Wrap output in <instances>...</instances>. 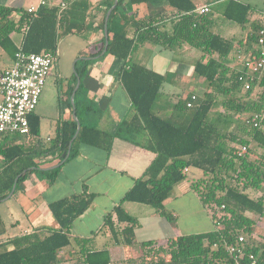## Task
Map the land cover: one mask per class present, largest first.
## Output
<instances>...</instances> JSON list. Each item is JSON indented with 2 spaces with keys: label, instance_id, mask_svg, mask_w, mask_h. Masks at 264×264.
Segmentation results:
<instances>
[{
  "label": "trees",
  "instance_id": "1",
  "mask_svg": "<svg viewBox=\"0 0 264 264\" xmlns=\"http://www.w3.org/2000/svg\"><path fill=\"white\" fill-rule=\"evenodd\" d=\"M150 1L118 0L108 23V50L101 54L105 48L104 34L102 48L91 54L99 59L109 56L123 60L117 78L131 99L135 114L121 124L116 135L144 145L155 153L144 175L136 179L113 211L105 215L104 221L112 231L113 244L131 246L137 243L135 229L139 221L126 211L123 202L151 205L174 222L177 216L165 208L164 201L178 184L188 180L191 189L208 207L214 228L176 235L164 243L157 239L143 241L140 243L142 254L138 258L129 256L114 261L108 246L95 248L92 237L71 234L72 224L95 199V193L86 190L49 203L58 227H37L0 239V264H63L67 256H71L74 264H238L237 261L250 264L251 254L258 255L257 264H264V229L259 227L262 222L264 228V73H253L246 65V61L256 62L260 55L258 42L264 19L252 17L250 3L228 0L223 16L247 31L246 38H228L214 27L212 11L199 13L194 0H168L170 6L177 9L171 30L158 23L161 17L137 19L136 12H130L131 9L123 15V24L114 22L122 3L131 7ZM61 2L66 3L65 9H61ZM61 2H49L34 12L23 7L0 5V48L12 59L19 51H51L57 59L58 38L83 28L72 17L79 1ZM106 2L107 12L115 0ZM106 12L100 24L103 30ZM131 26L133 34L129 33ZM16 33L23 34L20 43L13 38ZM146 42L173 49L189 45L201 52L194 72L205 77L207 89L190 107L187 104L191 96L178 101L176 110L179 112L192 110L185 122L163 116L154 108L166 75L134 60V54ZM92 61L82 59L76 64L77 75L81 77L75 94L80 121L85 110L95 108L84 96L82 81ZM75 81L77 83V76ZM75 84L71 86L70 94ZM247 84L250 85L248 89ZM257 88L262 90L259 95ZM61 104L60 114L63 113ZM221 106L224 111L217 113L224 117L225 123L217 124L210 116ZM69 107L73 111L71 101ZM244 114L247 115L236 130L226 124ZM255 115L262 117L263 126L246 122ZM29 121L28 134H7L0 138V157L4 160L0 168V199L10 194L17 176L15 192L35 171L50 184L54 183L62 166L78 153V143L109 149L113 138V135L81 121V131L72 143L70 156L62 165L46 169L41 167L39 159L53 156L52 160L59 158L58 163L62 162L76 133L77 123L73 117L68 120L61 117L54 137L44 141L39 137L40 115L34 111ZM8 136L11 139L8 140ZM243 146L247 149L241 153ZM186 168H198L202 176L189 178ZM240 235L245 241L241 244L243 254L237 258L228 248Z\"/></svg>",
  "mask_w": 264,
  "mask_h": 264
},
{
  "label": "crops",
  "instance_id": "2",
  "mask_svg": "<svg viewBox=\"0 0 264 264\" xmlns=\"http://www.w3.org/2000/svg\"><path fill=\"white\" fill-rule=\"evenodd\" d=\"M78 1L79 5L72 12V17L83 28L75 34L83 36L87 44L81 47L77 53L78 55H90L91 57V54L98 52L103 45L102 37L105 32L100 24L106 12L107 2L106 0ZM116 1L118 5V0ZM194 1L197 6L208 4L212 11L213 3L223 4L224 9L228 0ZM39 2L40 0H0V5L28 9ZM49 2L59 3L61 0H49ZM130 9V12H136L137 19H146L151 16L161 17V21L158 23L169 30L172 29L173 21L177 18L175 15L177 9L170 6L168 0H152L134 4L131 7L128 3H122L114 22L117 25L123 24L125 19L122 17ZM234 23L226 18L221 24L227 33L232 30L234 33L238 30ZM129 33H134L132 26ZM246 35L247 32H241L240 38H246ZM16 36L14 34L13 38L17 43H20L23 34H20L17 39ZM226 37L230 38L229 36ZM0 50L2 49L0 48ZM200 57L201 52L189 45L173 49L150 42H146L134 54L135 61L166 75L161 86V93L154 104L155 110L158 109L157 111L163 116L185 122L188 117L176 110V104L180 99L190 98L193 94L201 97V94L205 92L207 84L205 77L198 76L194 72L195 63ZM122 65L123 60L119 58L107 56L103 59H93L88 66L83 81L84 96L95 108L85 110L81 115V121L83 124L97 127L113 135L109 149L83 142L78 143L76 146L78 153L62 166L58 177L52 184L39 171L29 174L27 179L21 183L17 192L11 196L16 198L17 204L25 211L24 214L30 223L20 233L30 232L37 227H58V223L50 211L49 203L87 190L95 193V199L90 208L72 224L71 234L82 238L92 237L93 247L95 248L108 246L111 258L114 261L132 256L130 251L133 245H139L143 241L157 239L164 243L167 238L183 234L177 220L179 214H175L177 219L171 222L162 216L155 207L131 201H124L123 206L129 214L139 221V225L135 229L137 243L131 246L113 244L112 231L105 224V215L113 211L125 193L134 185L136 179L144 175L155 158V153L144 147V145L116 135L121 124L131 119L135 114L132 101L117 78ZM8 67L10 66L5 68ZM0 98L2 99L1 96ZM72 117V109L65 104L62 119L68 120ZM53 137L52 135L48 136L47 141H51ZM144 138V142H146V137L144 136ZM52 157L40 158L39 160L42 161L41 167L48 169L58 164L59 158L52 160ZM1 158V164H4V160H1ZM177 188V191H174L164 201L167 210L179 213L181 207L185 205L183 198L188 195H193L197 200H200L198 195L191 189L190 181L181 182L177 185ZM9 226L17 229L21 226V219L16 218L13 212L9 213L7 218L5 213L0 211V232L3 231L0 234L1 240L10 237L3 236L9 231ZM140 250L142 251V249ZM70 259L71 256H67L65 262Z\"/></svg>",
  "mask_w": 264,
  "mask_h": 264
},
{
  "label": "rangeland",
  "instance_id": "3",
  "mask_svg": "<svg viewBox=\"0 0 264 264\" xmlns=\"http://www.w3.org/2000/svg\"><path fill=\"white\" fill-rule=\"evenodd\" d=\"M241 1L250 3L252 5L253 18H257V17L263 18L264 0H241ZM211 15L215 21L214 27L216 28V30H218L225 36L240 38L241 32H247L246 29H242L237 23L234 24L238 27V30L236 32L234 31V33L233 30L229 31L230 33H227V31L222 28L223 25L221 23H223V21L226 19L223 16V4L213 3ZM16 35H17L16 36L17 39L20 36V33H16ZM86 44L87 41H85L84 37L75 33H69L65 36H60L58 38L57 59L53 64L52 73L47 78L40 102L35 110L36 114L40 115L41 117V128L39 132V137H41L44 141L47 140L48 136L50 135L54 136L56 133V127L59 123L60 118L62 117V114H60V110H59L60 102H62L61 104L62 107L65 104L69 106V101H71V95H72L70 94L71 86H73L76 83L75 76H77V78L79 77L76 72V64L77 62H79L80 64L82 59H87V57H90V55H83V54L78 55L77 53L78 50L81 47H84ZM0 52H1L0 58H2L0 59V69H3L7 66H13L14 59H12L5 51L0 50ZM84 80H85V76L82 77V81ZM206 89H207V84H206ZM261 91H262L261 89L257 88L256 89L257 95H259ZM203 94L204 93H202L201 96ZM218 111L219 112L224 111V108L221 106L218 110H214V112L210 116V119L214 120L217 124H224L225 123L224 117L219 116L217 113ZM182 113L185 114L187 117H190L192 115V110H184L182 111ZM246 115L247 114H244L240 118H236V119L232 118L229 120V123L226 124H228L230 129L236 130L239 122H241ZM9 139H11V136H8V140ZM2 159L3 158H1V160ZM2 167L3 164H1L0 162V168ZM188 175L189 178H197L202 176V171L198 168H191L190 172H188ZM176 189H178L177 186L174 188V190L177 191ZM15 199L16 198L11 197L8 198L7 200L6 199L0 200V211L5 213L7 218H8V214L13 212L16 218L21 219V226L18 227L17 229H14L11 226H9L8 227L9 231L3 235L4 237L20 234V232L24 230L26 226L30 225L29 220H27L24 214L25 211L22 210L21 206L17 204ZM183 203L185 205L181 207L182 209L181 211H179V213H177L176 211H172L174 214H179L177 220L179 222V226L183 234L205 232L214 228L210 211L208 207L201 202V200H197V198L194 197L193 195H188L183 198ZM259 227L264 229L262 222L259 223ZM140 249H141L140 244L133 245L130 254L138 258L142 254V251ZM63 264H74V261L73 259H70L68 262H65Z\"/></svg>",
  "mask_w": 264,
  "mask_h": 264
},
{
  "label": "built area",
  "instance_id": "4",
  "mask_svg": "<svg viewBox=\"0 0 264 264\" xmlns=\"http://www.w3.org/2000/svg\"><path fill=\"white\" fill-rule=\"evenodd\" d=\"M49 0H40L37 5L28 8L29 12L36 11L39 6L46 5ZM66 7L65 2H61V9ZM199 13H208L211 8L208 4L199 5L196 8ZM259 45L260 55L256 62L246 61V65L256 74L264 73V29L261 30ZM243 58V56H240ZM56 56L53 52L26 53L19 51L14 59L13 66L0 70V138L9 134H28L30 132L29 116L33 113L41 99L47 78L52 73ZM249 84L246 85L248 89ZM198 98L197 94L191 96L188 102L190 107ZM249 124L263 126L262 117L255 115L246 119ZM246 146L242 147L241 153L245 152ZM186 170H188L186 168ZM264 221V216L262 217ZM245 241L243 235L238 236L236 243L229 246L228 250L237 258L243 254L241 244ZM251 263L257 264L258 255H250ZM238 264L239 261H237Z\"/></svg>",
  "mask_w": 264,
  "mask_h": 264
},
{
  "label": "water",
  "instance_id": "5",
  "mask_svg": "<svg viewBox=\"0 0 264 264\" xmlns=\"http://www.w3.org/2000/svg\"><path fill=\"white\" fill-rule=\"evenodd\" d=\"M116 5H117V1L115 0L114 4L108 10V12L106 14V17H105V29H104V32H105V48H104L103 52L101 53L102 55L108 50V46H109V29H108V23H109L110 15H111L112 11L114 10V8L116 7ZM98 57L99 56H91V57H87V59H96ZM80 84H81V78L79 76L77 78V84H76V86H75V88H74V90L72 92V95H71V104H72V108H73V118H74V120L77 123L76 133H75L73 139L71 140L70 148H69V151L67 153L66 158L62 162H60V163H58V164H56V165H54L52 167H49L48 169H52V168L58 167V166L62 165L66 161V159L70 156L72 143H73L74 139L78 136V134L81 131V126L82 125H81V121H80V119H79V117L77 115V110H76V105H75V94H76V92H77ZM18 179H19V176L16 177L15 182H14V185H13V188H12L10 194L6 198L0 199V200L8 199L9 197H11L15 193V189H16V185H17Z\"/></svg>",
  "mask_w": 264,
  "mask_h": 264
}]
</instances>
